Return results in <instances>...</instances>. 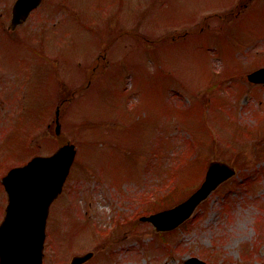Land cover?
<instances>
[{
	"label": "rangeland",
	"instance_id": "374dc122",
	"mask_svg": "<svg viewBox=\"0 0 264 264\" xmlns=\"http://www.w3.org/2000/svg\"><path fill=\"white\" fill-rule=\"evenodd\" d=\"M14 1L0 0V179L78 147L44 264H264V85L247 79L264 66V0H43L11 31ZM213 159L237 174L189 220H140L189 197ZM7 202L0 180V222Z\"/></svg>",
	"mask_w": 264,
	"mask_h": 264
},
{
	"label": "water",
	"instance_id": "95a60500",
	"mask_svg": "<svg viewBox=\"0 0 264 264\" xmlns=\"http://www.w3.org/2000/svg\"><path fill=\"white\" fill-rule=\"evenodd\" d=\"M42 0H17L11 27L22 23ZM252 82L264 83V67L248 74ZM57 132H60L59 110ZM77 149L66 143L50 156H36L26 165L12 168L3 183L9 195L5 220L0 225V264H43L46 224L50 206L62 192L75 161ZM236 169L225 160L211 161L204 181L187 199L157 213L143 216L157 231L175 229L192 216L197 206ZM93 252L74 256L71 264H82ZM186 264H206L190 257Z\"/></svg>",
	"mask_w": 264,
	"mask_h": 264
},
{
	"label": "trees",
	"instance_id": "16d2710c",
	"mask_svg": "<svg viewBox=\"0 0 264 264\" xmlns=\"http://www.w3.org/2000/svg\"><path fill=\"white\" fill-rule=\"evenodd\" d=\"M243 134L245 135V136H248V137H250L249 136V134H250V132L249 131H247L246 129H244V131H243ZM173 193L174 192H167V194H165L164 196H167V202H170V201H172V195H173ZM169 195H171V196H169ZM164 196H160V197H163L164 198ZM162 199V198H161ZM165 200V199H164ZM165 202V201H164Z\"/></svg>",
	"mask_w": 264,
	"mask_h": 264
},
{
	"label": "flooded vegetation",
	"instance_id": "af4514ba",
	"mask_svg": "<svg viewBox=\"0 0 264 264\" xmlns=\"http://www.w3.org/2000/svg\"><path fill=\"white\" fill-rule=\"evenodd\" d=\"M12 13H13V11H12V9H11V16H12ZM3 15H5V14L2 13L1 16H3ZM2 101H4V100H2ZM87 263H88V262H87Z\"/></svg>",
	"mask_w": 264,
	"mask_h": 264
}]
</instances>
